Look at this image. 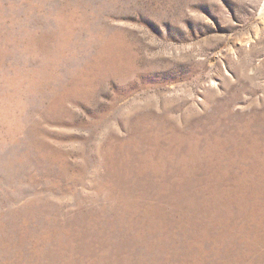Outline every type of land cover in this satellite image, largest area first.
<instances>
[{
    "label": "rangeland",
    "instance_id": "374dc122",
    "mask_svg": "<svg viewBox=\"0 0 264 264\" xmlns=\"http://www.w3.org/2000/svg\"><path fill=\"white\" fill-rule=\"evenodd\" d=\"M264 0H0V264H264Z\"/></svg>",
    "mask_w": 264,
    "mask_h": 264
},
{
    "label": "water",
    "instance_id": "95a60500",
    "mask_svg": "<svg viewBox=\"0 0 264 264\" xmlns=\"http://www.w3.org/2000/svg\"><path fill=\"white\" fill-rule=\"evenodd\" d=\"M263 11H264V6H263Z\"/></svg>",
    "mask_w": 264,
    "mask_h": 264
}]
</instances>
